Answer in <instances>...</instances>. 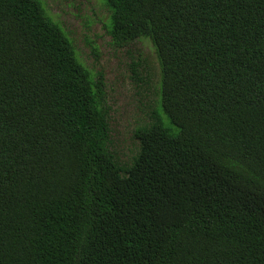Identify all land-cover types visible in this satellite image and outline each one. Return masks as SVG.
<instances>
[{"label":"trees","instance_id":"1","mask_svg":"<svg viewBox=\"0 0 264 264\" xmlns=\"http://www.w3.org/2000/svg\"><path fill=\"white\" fill-rule=\"evenodd\" d=\"M102 1L160 65L127 166L62 28L0 0V264H264V0Z\"/></svg>","mask_w":264,"mask_h":264},{"label":"rangeland","instance_id":"2","mask_svg":"<svg viewBox=\"0 0 264 264\" xmlns=\"http://www.w3.org/2000/svg\"><path fill=\"white\" fill-rule=\"evenodd\" d=\"M46 15L70 39L77 59L103 83L109 147L123 165L138 151V129L159 113L160 65L152 43H116L109 34L110 12L102 0H40Z\"/></svg>","mask_w":264,"mask_h":264}]
</instances>
